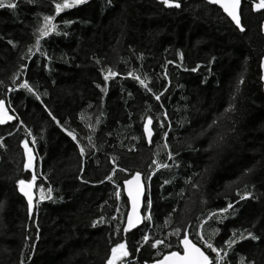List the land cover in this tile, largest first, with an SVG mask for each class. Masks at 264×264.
Instances as JSON below:
<instances>
[{
  "label": "trees",
  "instance_id": "obj_1",
  "mask_svg": "<svg viewBox=\"0 0 264 264\" xmlns=\"http://www.w3.org/2000/svg\"><path fill=\"white\" fill-rule=\"evenodd\" d=\"M4 2L18 6L0 8V80L4 81L0 97L6 86H13L11 77L20 63L28 64L19 83L27 79L61 124L74 130L83 145H89L86 137L91 135L96 148H87L91 155L84 158L82 175L89 182L84 183L76 178L81 173L75 142L43 111V104L23 88L8 94L12 107L37 137L36 184L45 185V195L48 186L53 192L51 200H40L39 187L33 189V219H29L27 203L14 184L17 178H31L30 172L18 171L24 159L20 141L26 134L21 128L7 136L11 129L0 127V136L5 137V146L0 147V201L4 202L0 209V264H20L21 260L24 264H103L110 251L109 241L121 238L113 234L120 223L111 219L113 205L119 203L122 213L127 207L124 195L115 201L111 183L96 181L110 171L111 158L145 173L153 159L173 163L167 160L162 130L157 126L161 112L168 113L172 127L164 130L169 132L170 150L178 155L172 168L160 169L150 182L154 222L133 230L135 235L123 236L131 253L128 264L158 258L156 250L141 239L142 233L150 239L162 238L177 220L194 223L229 202L235 211L229 210L231 215L225 214L228 218L222 224L208 221L211 228H220L215 236L217 246L234 230L245 235V230H251L261 239L239 241L228 259L231 264H240L241 257L244 264H264V90L260 80L264 10L255 12L251 0H242L245 31L240 32L216 5H206L204 0H181L180 8L166 7L158 0H87L59 15L52 0ZM44 15H53L57 25V32L41 41V50L52 59L46 60L33 48L32 58L21 61L20 56L34 45V29L43 23ZM67 20L72 23L65 25ZM198 64L200 68L192 71ZM101 68L120 73L107 82L106 94L96 87L104 86ZM128 72L141 78L146 74V83L154 93L163 91L165 85L168 90L157 101ZM241 75L244 83L236 92ZM233 96L235 111L221 117L213 133L218 146L205 151L208 139L196 133L220 116ZM148 115L154 117L152 144L143 133L145 121L141 119ZM89 124L95 126V132ZM250 168L253 172L245 174ZM118 175L122 178L125 174ZM165 179L171 183L161 188ZM192 183L200 187L194 189ZM245 190L253 196L240 200L237 192ZM172 209L176 211L169 225L165 219ZM100 216L104 223L91 227V221ZM204 233L209 236L210 228L206 226ZM136 247L141 250L135 252Z\"/></svg>",
  "mask_w": 264,
  "mask_h": 264
},
{
  "label": "snow or ice",
  "instance_id": "obj_2",
  "mask_svg": "<svg viewBox=\"0 0 264 264\" xmlns=\"http://www.w3.org/2000/svg\"><path fill=\"white\" fill-rule=\"evenodd\" d=\"M29 4H34L37 0H26ZM54 4V9L56 15L62 13L65 9H71L78 5H82L87 3V0H62V2H56V0H52ZM166 7H181V0H160ZM206 5H216L218 6V10H222L224 14H226V18L230 19V22L235 25V28L240 32L245 31V27L241 23V0H205ZM18 4L16 2H8L7 4L4 0H0V8H9L15 9ZM251 9L254 11H259L264 9V0H251ZM207 10V9H206ZM55 17L53 15H44L42 20L43 23L39 25L38 28L34 29L35 43L27 48V52L20 56V60L24 61L25 59H31L35 54L33 52V48H35L36 52H39L40 55L44 56L46 60H51L52 57L48 56L47 53L41 50V41L42 38L49 37L50 34L57 32V25L53 23ZM65 25H69L72 23L71 20L64 21ZM264 29V26H262ZM67 35V32L64 33ZM8 44H15L12 40L8 41ZM181 60L183 59L182 54H180ZM215 60V57L212 58ZM96 63L99 64L100 61L96 60ZM168 64L174 63V61H168ZM211 63V61H210ZM29 65L21 62L19 68L15 73H13L11 79L13 81V86H6V92L2 97H0V126H7L11 130L7 132V136H12L14 131L19 129H23L26 134V138L20 141V145L23 148V164L22 169H18V171L30 172L31 178H17L14 181V184L19 191L20 194L27 200V214L29 219H33V211H34V192L33 189L35 187H39L40 189V200H51L53 189L51 186L47 187V195L45 192V185L41 183L40 185L36 184L38 179V174L35 170V161L37 156H39L38 152H34V149L37 144V137L33 135V131L30 127H28L25 122L20 118V115L17 113L16 109L12 107L11 100H8V94L16 91L19 88L26 89L30 94H32L37 101H40L43 104V111L47 113L51 120L55 122L57 126L64 131L67 136L71 137V139L75 142V146L78 148L79 158H80V167L78 168V172L81 175L76 178L81 180L84 183H88L89 181H85L83 177L84 169V158L86 155H91L90 152L87 151L88 146L92 148H96L95 143L92 140V136L89 135L86 139L89 142V145H83L81 141L77 138V135L74 130H68L61 124L60 120L53 114L47 104H44V101L41 99V94L33 88L27 79H24L22 83H19V77L28 69ZM45 68L48 67L47 64L44 65ZM261 69H264V58H262L260 63ZM200 68L198 64L192 71H196ZM101 73L103 74L104 86L102 87L100 84H96L97 88H100L101 92L107 93V82L111 78H115L120 73L114 70L113 68H101ZM127 75L129 77L134 78L142 85L148 92H152L155 100L160 101L164 96V92L168 90L167 85L164 86V90L159 93H154L152 88L148 86L146 81L148 80L147 75L145 74L144 78H141L140 75H134L133 72H128ZM164 79H168L167 72L164 73ZM260 80L264 81V75L260 76ZM171 83V81H169ZM244 83V78L241 75L237 80L236 92L240 91V85ZM4 81L0 80V85H3ZM47 91L43 93V95H47ZM131 95V93H129ZM7 100V104H6ZM161 108L164 107L163 104L160 105ZM147 111L150 112V109ZM235 111V97L230 98V102L228 106L224 109V111L218 117H214L210 122L207 123V126H202L199 132L196 133L197 137H205L208 139V149L213 148L214 146H218L217 137L213 136V133L216 131L218 126V122L226 113H230ZM11 113V114H10ZM102 115V113H101ZM145 122L143 123V133L147 138L148 144L153 143V134L154 129L151 127L153 125L154 117L152 115H148L147 118L141 117ZM157 126L162 130L161 139L163 140L162 147L167 150V160L173 161L172 164L167 161L161 162L160 159H153L147 165L148 171L142 172L141 170H131L129 168L121 166L117 161L118 158H111L110 171L103 177L102 180H97L96 183L103 184L105 181H108L113 185V195L116 202L121 201V198L124 194H126V200L124 201L125 206L127 207L126 213L121 212L120 204L116 203L113 206L115 207V214L111 216L112 221L119 220L120 223L116 225L113 234H120L121 238L117 241H109L111 244L109 254L103 261V264H128L127 258L131 256L129 251V247L127 241L123 239V236H126L129 233L135 235L133 230L140 231V225H144L147 227L149 223L154 222V217L152 214V206L153 201L150 196V182L153 179V176L157 174L160 169H170L175 164L174 157L178 155L177 153H173L170 150V145L168 143L169 132L164 130L165 127L171 129L172 124L169 122V116L167 112H161L159 117H156ZM12 121H16L15 124H12ZM96 123L99 124V117L96 118ZM183 126V124H181ZM87 127L95 132L94 125H87ZM218 136V134H217ZM30 137L31 140L27 139ZM5 137L0 136V147H4L3 144ZM43 139V136L40 137ZM133 139H138L133 137ZM219 139H223L219 137ZM31 144V146H30ZM159 147V145H158ZM130 150H134L130 149ZM155 156L159 157V152L154 153ZM41 159H43L41 157ZM178 166V165H177ZM253 169H246L245 174L252 173ZM118 173H124L125 175L121 178ZM43 175V173H41ZM44 179H47V176H44ZM191 177H189V181ZM189 181H185L188 183ZM171 181L165 179L163 183L160 185L163 188L165 185L170 184ZM192 188L198 189L200 185L198 183H192ZM183 193L181 192L180 195ZM240 200H246L249 197L253 196L251 191L245 190L243 194L237 192ZM38 204L39 201H36ZM105 204L108 201L104 202ZM4 207V202L0 201V209ZM229 210L234 209L233 202H229L226 207H222L217 209L216 212H209L207 216L204 218H197L194 223H189L186 219H179L176 221L175 226L171 227V230L162 236V238H154L150 239L147 233H142L141 239L145 244H148L151 249L156 250L157 259L152 261V264H231L229 261V252L232 250L233 246L236 245L239 241L245 239H251L253 241H258L261 239L260 236L256 235L251 230H245L246 235L241 232L237 234L234 230L231 237L226 240H223V244L217 246L219 241H215V236L220 232V228H211V225L208 221H216L220 224L224 222L225 219L228 218V215H231ZM175 209H172L167 214V218L165 219V223L171 225L172 220L171 217L175 212ZM119 214V215H117ZM228 214V215H225ZM35 222V221H33ZM104 223V217L100 216L97 220L91 221V227L96 228L98 224ZM122 225V227H121ZM210 228V235L205 236L204 229L205 227ZM38 230V226H37ZM27 239V237H25ZM167 249L166 252H162L161 250ZM141 250L140 247H136L134 249L135 252H139ZM215 254V255H213ZM31 259V257H29ZM132 259H135L132 256ZM20 264H24V261L21 260ZM139 264V262H138ZM144 264H148V261L145 260ZM240 264H244V258L241 257ZM249 264H254V261H250Z\"/></svg>",
  "mask_w": 264,
  "mask_h": 264
},
{
  "label": "water",
  "instance_id": "obj_3",
  "mask_svg": "<svg viewBox=\"0 0 264 264\" xmlns=\"http://www.w3.org/2000/svg\"><path fill=\"white\" fill-rule=\"evenodd\" d=\"M158 1H160V0H158ZM205 1V0H204ZM241 4H242V0H241ZM218 7V6H217ZM264 9H262V10H259V11H263ZM222 11V10H221ZM259 11H255V12H259ZM226 15V14H225ZM235 26V25H234ZM262 26H264V23L262 24ZM262 33L264 34V29H262ZM262 75H264V69H262ZM262 83H263V90H264V81H262ZM11 114V113H10ZM13 122V121H12ZM11 122V123H12ZM0 127H2V126H0ZM146 137V136H145ZM147 139V138H146ZM34 192V191H33ZM22 195V194H21ZM124 196L126 197V194H124ZM24 198V197H23ZM24 200H25V202L27 203V200H26V198H24ZM141 226V225H140ZM140 226H138V227H140ZM135 230V229H134ZM148 264H152V262H150V263H148Z\"/></svg>",
  "mask_w": 264,
  "mask_h": 264
}]
</instances>
